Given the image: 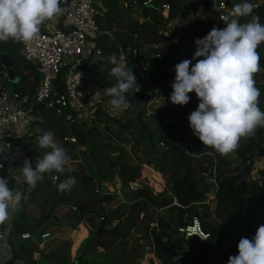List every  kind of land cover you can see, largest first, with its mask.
I'll use <instances>...</instances> for the list:
<instances>
[{"label":"trees","instance_id":"16d2710c","mask_svg":"<svg viewBox=\"0 0 264 264\" xmlns=\"http://www.w3.org/2000/svg\"><path fill=\"white\" fill-rule=\"evenodd\" d=\"M96 1L98 4H95L97 9L95 22L100 33L95 37L94 41L95 45L101 50V54L94 62L88 60L82 65L84 82L94 83L95 85L97 79L94 80L93 76H91L92 71L102 65L103 59L101 56L104 55L105 66L107 67L106 72L111 77L109 84L114 86L116 81L110 74L113 65L107 60V57L116 52V46L122 49L138 47V41L131 37L135 29L141 31L142 40L145 42L154 40L156 42H167L168 54L173 56L179 50L178 48L175 52L171 51L170 38L173 34L163 38V36L156 34V30L166 27L169 21L176 17L175 10L177 8L184 13V16H188L194 11L193 4H190V9L187 10V5H175L167 17L163 18L159 13V6L162 3H169L172 6V3L169 0H151L150 4L138 6L135 9L142 19L141 23L137 25L129 19V15H124L133 9L130 0ZM122 1L126 2L125 7L121 3ZM137 1L140 2L141 0ZM198 1L202 4L206 0ZM249 2H253V0H249ZM102 6H104V9ZM252 15L258 16L260 22L264 23V1L256 4ZM124 18L125 26L121 28L120 23L124 21ZM247 19L241 18L240 22L244 23ZM228 20L222 21L220 25L218 24L215 27L221 29L226 27L225 24ZM212 28L210 14L204 7L202 18L196 20L195 24L191 26L190 36L192 39L197 35L204 38ZM108 30L112 32L111 37L104 33V31ZM19 51L20 42H14L11 39L7 42H0V56L5 54L14 62L12 71L15 81L12 83V90L20 94L32 95L37 85L38 77L35 75L29 80L26 74L21 73L19 65L22 55ZM142 58L144 60V70H136L128 61L124 63L125 66L133 71L137 78V84L141 89L136 94L134 91H129L126 94L130 102V110L136 108L138 104H143L146 100L144 91L147 88V83L142 77H146L158 91H163V89L170 93L173 91L172 83L175 80V69L171 74L166 73L163 57L154 58L146 55L142 56ZM182 60L180 59L178 63ZM260 67L263 71V77L261 84L256 85V87L264 88V59L261 58ZM2 69L0 63V70ZM31 73L35 74L34 71ZM99 79L101 80L100 77ZM7 82L6 79L2 81L4 85ZM60 83L61 78L58 77L53 82L55 89H60ZM99 86L101 87L102 85ZM262 91L259 97V107L264 111V90ZM189 95L190 101L185 106H169L164 103L154 106L152 113L147 116V120H143V116H140L143 107L137 112L135 117L125 118V114L122 118L112 119L98 113L96 114V122L102 126L96 124L87 125L76 120L65 124L59 116L43 109V107H39L42 119L37 124L45 126L46 131H55L57 133L55 139L67 150L71 159L75 160L79 155L86 165V173H82L77 177L69 174L67 167H65L63 174L53 171L45 173L43 178L46 179L48 176L54 175L56 179L54 190L56 191L59 184L68 177H76L74 178L76 183L86 189L85 194L81 197L64 202V205L59 209V212H67V216L71 214V217L77 222L87 216L86 219L91 227L90 230L86 229L87 234L79 244L77 254L72 258L73 262L78 264H102L107 260L106 256L113 249L121 245L126 246V237L130 235L133 229H136L141 231L144 236H150L154 244V253L160 260V264H227L230 256L238 254L240 239L244 237L251 239L255 236L258 227L264 225V157L262 166L258 170L261 178L260 185L249 182L246 171L250 169V164L244 165L246 160L251 162L253 156H257L261 150H264V127L258 128L255 135L250 138H244L240 142L235 152L241 163L238 162L235 166H230L232 161L229 158L217 153L212 148L203 146L198 137L193 134L189 126L188 117L191 112L197 109L199 100L195 94L190 93ZM173 116H176L178 126L170 122ZM42 134H35L37 141ZM64 136H72L75 142L64 141L62 139ZM128 136L132 139V143L129 145V149L132 152H135L136 147H141L142 161L130 156L131 152L126 149L129 144ZM159 143L163 147L159 146ZM27 147L32 156V165L35 167L37 159L41 157L36 151L38 150V145L29 142ZM91 154L92 156L96 155L98 160L101 159L105 162L104 171L99 168L102 165L92 160ZM117 158L119 160L115 161ZM143 162L153 165L155 169L164 175L166 188L163 191L155 193L150 187L143 185L133 191H129L133 195L131 201L121 199L113 193L93 191L96 185L113 182H119L121 189L126 188V184L139 175V169ZM241 165L242 167L239 169ZM213 167L216 172L217 184L214 191L216 198L215 214L219 219L217 223H213L206 218V205L194 204L195 202H201L205 193L209 191L210 187L201 175L209 172ZM0 177H4L3 173H0ZM9 186H11V180H9ZM172 198L175 199L176 204H171ZM95 206H99L97 215L103 218L100 231H98V223H94L90 216L96 214ZM162 208H165L163 209V215L157 216L156 210ZM47 211L44 214V220H47L46 224L52 222L53 225H59L58 215L55 214L53 216L54 210L50 215H48ZM140 213L141 217L139 216ZM192 213L200 215L202 229L210 235L209 243L197 242L193 238L183 239L175 234L173 227L175 228L179 224L187 222ZM185 214L189 215L186 216ZM184 217H186L185 221L183 220ZM113 219L117 220L114 225H117V227L114 232H110V228L105 229L103 226L110 225ZM143 220H145L146 224L142 225L140 221ZM12 223H14L13 220ZM36 223H40V220L36 221ZM149 223L155 225L151 226ZM35 236L39 237L38 234H35ZM20 241L25 240L20 239ZM225 242L231 246L226 252L221 254L212 252L208 246V244H212L216 248ZM168 244L172 250L180 253L177 259L172 260L171 255L164 250ZM9 246L12 254L5 264H11L14 259L21 256L18 253L20 244L16 245L15 242H10ZM97 247H101L102 252L96 251ZM201 247L205 249V253L201 252ZM34 251L38 252L37 248ZM129 251L133 254L135 250L131 247ZM39 254V259L44 257L48 264H68L70 262L68 252L63 246L48 252V256H43L41 252ZM120 255L123 257L126 253L121 252ZM116 257H113V259ZM21 259L28 264L39 263L27 257H22ZM148 264H152V262Z\"/></svg>","mask_w":264,"mask_h":264},{"label":"clouds","instance_id":"9594fccd","mask_svg":"<svg viewBox=\"0 0 264 264\" xmlns=\"http://www.w3.org/2000/svg\"><path fill=\"white\" fill-rule=\"evenodd\" d=\"M255 7L249 0L237 3L226 27L214 26L204 38L195 40L192 60L196 62L185 59L175 66L170 102L185 106L190 101L189 94L195 93L199 104L188 117L189 126L203 146L221 155L234 153L242 139L252 137L258 128L264 127V111L259 107L261 90L254 79L261 71L257 49L264 44V23L252 15ZM67 11L61 7V0H0V42H32L39 38L45 21ZM241 18L248 19L241 23ZM107 60L113 65L110 74L116 83L104 92L111 97L114 108L127 109L130 102L126 94L141 90L137 78L125 66L123 57L113 54ZM38 146L46 151L35 167L25 160L20 168L22 177H15L17 182L35 186L45 173L65 172L71 157L57 142L54 132L49 130L39 136ZM75 183L74 178L68 177L58 189L70 190ZM21 198L19 191L9 187V178L0 177V225L11 220ZM227 264H264V225L258 227L251 239H240L238 254L230 256Z\"/></svg>","mask_w":264,"mask_h":264},{"label":"built area","instance_id":"2783aa9c","mask_svg":"<svg viewBox=\"0 0 264 264\" xmlns=\"http://www.w3.org/2000/svg\"><path fill=\"white\" fill-rule=\"evenodd\" d=\"M151 0H131L132 5L145 6L150 4ZM96 0H61V7L68 11L60 18V28L51 31H40L38 39L27 44L20 43V52L23 61L29 65L38 77L37 85L32 93L20 94L13 90H8L2 83L6 78L4 70H0V173L4 177L12 179L14 174L22 177L20 168L23 167L25 160L32 159L27 144L29 140L25 138L32 123L37 124L41 121L42 115L39 107L59 116L63 123L71 121L84 122L87 125L96 124V114L101 113L109 118H122L129 110L116 109L110 104L111 97L107 96L104 89L94 83L84 82V73L82 65L85 61H94L97 59L101 50L95 45V37L100 33L95 22L97 9ZM126 6V2H121ZM255 6L257 3H253ZM233 5L229 0H216L210 17L214 14L217 21L222 22L225 17L232 19ZM159 13L166 18L171 11L170 4L162 3ZM188 17H192L191 14ZM88 32L92 35L89 37ZM157 35L166 36L163 28L156 30ZM135 38V36L133 37ZM195 44V41H193ZM118 48L117 57H123L124 63L129 64L136 70H144V60L142 56L150 55L154 58H162L163 43L155 42L152 44L141 45L138 47ZM61 78L60 89H55L53 82ZM147 83L144 91L146 100L143 103L146 110L161 103L169 106L170 92L158 91L155 89L146 77H142ZM152 113V112H151ZM22 120V121H21ZM23 123V125L20 124ZM170 122L178 126L176 116L170 119ZM16 128V129H14ZM129 145L132 139L128 136ZM64 141L75 142L72 136H64ZM161 147L163 145L159 143ZM214 167L205 174L206 183L209 185V191L205 193L201 202L194 204H204L207 206V216L213 223L219 222L215 214L216 198V177ZM27 190H32L34 186H29L21 182ZM143 185L150 187L155 193L161 192L166 188L164 175L151 164L141 163L139 175L126 184L128 191H133ZM12 187V184L11 186ZM103 206V204H101ZM74 209V208H72ZM103 218L99 215L98 220ZM201 217L198 213H192L184 224L176 226L175 234L183 239L193 238L197 242L209 243L210 235L204 231L201 226ZM155 225V224H153ZM48 236V232L39 235V239ZM137 237V234L134 235ZM20 239H27L29 233L23 231L18 233ZM4 232L0 225V248L4 240ZM151 246V245H149ZM149 246L144 249L148 250ZM153 246V245H152ZM151 246V247H152ZM230 248L229 243H221L215 251L221 254ZM72 264H78L73 262Z\"/></svg>","mask_w":264,"mask_h":264},{"label":"crops","instance_id":"0c3cea01","mask_svg":"<svg viewBox=\"0 0 264 264\" xmlns=\"http://www.w3.org/2000/svg\"><path fill=\"white\" fill-rule=\"evenodd\" d=\"M130 2H131V0H130ZM235 3H238V0H236ZM186 5H187L186 2H184L182 6H186ZM102 8L104 9V6H102ZM187 9H190L189 5H187L186 10ZM203 12H204V6L202 3V4H200V10H199V14H198V16L200 18H198V20H200L202 18ZM193 13L194 12H192L190 14L192 15ZM124 15L127 16L129 14L125 13ZM141 21H142V19L140 18L138 25L141 23ZM170 22L166 25V27L170 24ZM210 22H211V17H210ZM220 24H221V22L219 23V25ZM120 25H121V28H123L125 26V18H124V21H121ZM60 26H61L60 18L57 17V18H54L52 20L45 21V23L41 26V31H51V30H54L56 28H60ZM191 26H192L191 24L188 26L189 36H190ZM166 27H164V28H166ZM116 30H118V29L116 28ZM122 30H124V29H122ZM104 33H106L107 36H109V37L112 36V32L110 30L104 31ZM140 34H141V31L139 29H135L131 34L132 38L135 36L134 39H136L138 41L139 46L146 45V44H152V43L156 42V40L150 41V42H145L142 40V37L140 36ZM170 34H173V33L166 34V36H163V38H167ZM160 36H162V35H160ZM189 36H188V39H189ZM196 39H202V38L198 37V35H197V36H195L194 39H192V41H195ZM170 41H171V43H172V41L174 42L173 36L170 38ZM162 43L164 46V45H166L167 42L162 41ZM117 47H119V46H116V52H115L116 56L118 55V48ZM260 47H264V44H261L258 47V49ZM176 49H178V47L174 48V46H173L171 48V51L175 52ZM20 54H21V52H20ZM182 55H181L182 56L181 59H185L184 53ZM178 61H177V63H178ZM90 62H92V61H90ZM177 63H176V65H177ZM13 64H14V62H13ZM1 67L3 68L2 70H4L6 73V70L2 66V64H1ZM19 68L21 70V73L26 74L29 80L33 76L36 75V74L31 73V72H33V70L30 68L29 65L25 64V62L23 61V58L21 59ZM174 69H175V67H174ZM256 75H257L255 78L256 85H260L261 81H262V77L259 76V73H257ZM5 79L7 80V73H6ZM103 89H105V88H103ZM35 125H36V127L38 126V124H35ZM39 133H41V132L38 131V128H35L34 131H31V129L29 127L28 134L25 136V138L27 140H29V142H33V143L38 145V141L35 137V134H39ZM36 151L40 155L41 148L38 146V150H36ZM256 157H257L256 159L255 158L251 159V161L255 162L254 166H251L252 162H249V160H246L244 165L250 164V169L248 171H246V176H247V179L249 180V182L250 183H256L257 185H260L261 178L258 174V170L261 168L263 161L261 160V158H258V155ZM231 159H234L235 165L238 162L241 163L236 152H234L232 154ZM241 167H242V165L239 166V169H241ZM10 174L13 176L12 179H9V180H11L12 188H14L16 191H19L22 195V198L19 202L18 208L13 212L11 220L9 222H7L5 225H1L5 238L2 241L1 248H0V264H5L9 260V258L11 257L12 253H11L10 246H9L10 242H15L16 245L20 244L19 252L18 251L17 252L21 256L18 257L19 260L16 261V264H28L27 262H25L24 260L21 259L22 257L30 258L33 261H38L39 262L38 264H48L45 261L44 257H41L42 259H39V255H40L39 252H41V254H43V256H45V255L48 256L47 255L48 252L54 250L55 248H57L59 246H63V234H64L63 231L67 230V228H70L71 226H74L73 230L71 231V234L73 235L72 245H71V243L68 244L67 249H66V251L68 252L69 260H70V262L68 264H71L73 262L72 258L74 257V255L77 254L79 244L81 243L82 239L87 234L86 229L90 230L91 227L88 224V220L86 219L87 216H85L79 222H77L74 218L71 217V214L69 216H67L66 215L67 212H59V209H61V206L64 205V202H69L73 198L81 197L83 194H85V192L83 191L85 189V187L75 183V185L72 187L71 191H69V190L62 191V193H63V195H62L61 192H59L60 190L58 189V187H57V191L54 190L55 185L48 181V177H49L48 176L46 179H42L41 181L37 182V184L34 186V188L32 190H27L23 186V184H21V182H17V180L15 179V177H20L19 175L14 174L13 171H10ZM120 188L121 187H120L119 182H113V184L109 183V184H104V185H96L95 189H93V190L99 191V192L113 193V194L117 195L118 197H120V190H121ZM75 191H77L76 194H74ZM54 193H56V195H54ZM67 194H70L71 197L66 198V200L61 199V196H64V195L66 196ZM171 204H176L174 198H172ZM48 206H50V207H48ZM98 207L99 206H97L95 208L96 214H93V215L89 214V215L91 216V220L94 223L99 224L100 222H102V220H100V222H98L99 221L98 220L99 215H97L98 214V212H97ZM48 208H51L52 210H54L53 216L56 214V215H58L59 220L64 219L65 220L64 222L66 223V225H64L65 224L64 222H63L64 224L58 223L59 225H53L52 222H49L50 224L49 223L46 224L47 220H44V214ZM163 209H165V208H162L161 210H163ZM162 213H163V211H162ZM63 214H64V216H63ZM12 220L14 221V223H12ZM38 220H40V223H36V221H38ZM183 220L185 221L186 217H184ZM81 223H84V225H82ZM116 223H117V220L113 219V220H111L110 225H108V226L105 225L103 227L105 229H107V228L112 229ZM153 223H149V224L152 226ZM24 225H27V226L24 227ZM17 228H18V230H20L22 232L25 231V232L29 233V237L27 239H24L25 241H20V238L17 237V234H18V232H16ZM20 228H22V229H20ZM54 229H56V230L54 231ZM135 230L133 229L130 232V235L126 237L127 244H129L130 242H133L135 244V253L132 254V259L128 262H126V260L125 261L120 260V261H118L117 264H136V263L138 264V261L136 259L139 256L141 258V260L139 261L140 264H148L149 262H152V264H160V260L158 259V257L154 253V244H153L150 236H148V237H146L144 235L140 236V234H139L140 231H137V230L135 231ZM43 232H48V236L43 238V239H39V237L35 236V234L36 235L38 234V236H39ZM135 234H137V237L134 236ZM21 240H23V239H21ZM162 240H164V239H162ZM134 244H133V246H134ZM149 245H151V246L153 245V246L151 247ZM146 246H149L148 250L144 249ZM208 246L210 249H211V247H213L212 244L211 245L208 244ZM36 248H37L38 252L34 251ZM64 249H65V247H64ZM215 249L216 248L213 247V249H211V251L216 253L217 251H215ZM25 251H27V252L25 253ZM96 251L102 252V250L98 247L96 248ZM173 251L177 252L176 250H173ZM179 256H180V253H179ZM113 257H116V256L107 255L106 256L107 260L104 261L102 264H114V263H116L115 260L118 257H116L115 259H113ZM172 260H174V259H172ZM98 261H100V260H98Z\"/></svg>","mask_w":264,"mask_h":264},{"label":"rangeland","instance_id":"374dc122","mask_svg":"<svg viewBox=\"0 0 264 264\" xmlns=\"http://www.w3.org/2000/svg\"><path fill=\"white\" fill-rule=\"evenodd\" d=\"M119 1V0H118ZM170 1V3H172V6H175V5H178V6H182L183 5V3L184 2H186V4L187 5H190V4H193V6H194V13L192 14V17H188V16H184L183 14L184 13H182V11L181 10H179L178 8L175 10V12H176V17L175 18H173V19H171L169 22H170V24L166 27V28H163L164 29V34H169V33H173V39H174V42L172 41V43H171V48L174 46V48H179V50H182V51H184V58L185 59H188V60H192V57H193V55H194V53H195V51H191V50H189L188 49V45H187V43H188V36H189V29H188V26L191 24V25H193V24H195V22H196V20H198V18H200L199 16H198V14H199V10H200V3H199V1L198 0H169ZM264 0H253V2H250V3H260V2H263ZM215 2H216V0H206L204 3H203V6L205 7V9L210 13L212 10H213V5L215 4ZM235 2H236V0H230V3L232 4V5H234L235 4ZM242 2V0H238V3H241ZM169 4V3H168ZM137 7H138V5H133V9L132 10H129L128 11V13H129V19L132 21V22H135L137 25H138V23H139V21H140V17L138 16V14H137V12L135 11V9H137ZM125 9V8H124ZM190 19V20H189ZM92 35V33L91 32H88V36L90 37ZM140 36H141V34H140ZM189 38H192L191 36H189ZM263 50V51H262ZM257 51L259 52V54H260V58L261 59H264V47H260L259 49H257ZM115 55H116V53H114ZM183 56V55H182ZM182 56L179 58V59H181L182 58ZM1 57V56H0ZM104 57V58H103ZM8 58V57H7ZM101 58L103 59V61H102V65H100L97 69H95V70H93L92 71V75L91 76H93V79L95 80V79H97L96 80V85L98 86V87H100L99 85H102L100 88H107V87H111L110 85L111 84H109L110 83V81H111V77L107 74V72H106V70H107V67L105 66V64H106V61H105V56L104 55H102L101 56ZM9 59V58H8ZM185 59H183V60H185ZM10 60V59H9ZM196 61L195 60H192V63L194 64ZM190 67H191V65H190ZM259 73V76L260 77H263V71H262V69H261V71L260 72H258ZM261 73H262V75H261ZM99 77L101 78V80L99 79ZM262 82V81H261ZM12 83L13 82H7L5 85L7 86V88H8V90H12ZM99 85H98V84ZM163 91H167V90H165V89H163ZM167 92H169V91H167ZM192 94H195V93H192ZM142 106H143V104H138L137 106H136V108H133V109H129L128 110V112L126 113V115L124 116L125 118H127V117H135V115L137 114V112L140 110V109H142ZM152 109H153V107H152ZM151 110H146L145 109V105H144V109L142 110V112L140 113V116L143 118V120H147V116L148 115H150L151 114ZM22 121V120H21ZM20 124L21 125H23V123H21L20 122ZM35 128H38V131L39 132H41V133H44V132H46V127L45 126H43V125H38L37 127H36V125L34 124V123H32L31 124V126H30V129H31V131H34L35 130ZM14 129H16V128H14ZM52 132H54V134H55V136H56V132L55 131H52ZM160 146V145H159ZM141 148V147H140ZM139 147H136V150H135V152H132L130 149H129V147L127 146L126 147V149H128L130 152H131V155L130 156H134V157H136V158H138V160H140V161H142V158H143V156H142V153H141V149H140ZM46 150H43V149H41V153H40V155H41V157L43 156V154H44V152H45ZM113 154V153H112ZM232 154L233 153H231V154H228V155H225L227 158H229L231 161H232V164L230 165V166H235V163H234V159H231L232 158ZM91 156V158H92V160L94 161L95 160V162L96 163H98L99 165H102V166H100L99 168L101 169V170H105V162L104 161H102L101 159L100 160H98V157L96 156V155H93L92 156V154L90 155ZM256 156V155H255ZM255 156H253V158H257V157H255ZM81 156H77L76 158H75V160H72V159H70V162H69V164L68 165H66V167H67V172L69 173V174H72V175H74V176H79L80 174H82V173H86V165H85V162L82 160V158H80ZM121 159V158H120ZM123 159V158H122ZM119 160V158H117V159H115V161H118ZM261 160L263 161V158H261ZM76 161V162H75ZM74 162V163H73ZM252 163H251V166H254V164H255V162L254 161H251ZM73 163V164H72ZM201 176H203L202 178H204V181H206V177H207V174H203V175H201ZM76 177H74V178H76ZM73 178V177H72ZM48 181L49 182H51L52 184H56V179H55V176L53 175V176H49L48 177ZM75 181H76V179H75ZM111 184H113V183H111ZM72 189V188H71ZM71 189L69 190V191H71ZM121 189V188H120ZM84 192H86V189H84L83 190ZM59 192H61V194L63 195V193H62V191H59ZM77 193V191H75L74 192V194H76ZM71 197V195L70 194H67L66 196L64 195V196H61V199H66V198H70ZM120 197H121V199H125L126 201H131L132 199H133V195H132V193L131 192H129L128 190H127V188H124V189H121L120 190ZM48 207H50V206H48ZM48 211H47V213H48V215H50V213L52 214V209L51 208H48L47 209ZM162 211L163 210H161V209H157L156 210V214H157V216H160V215H163L162 214ZM186 215V214H185ZM189 214H187L186 216H188ZM140 217H141V213H140V215H139ZM52 219H53V217H52ZM145 220H143V221H140L141 222V224L143 225V224H146V222H144ZM58 222H59V220H58ZM65 223V222H64ZM63 223V224H64ZM82 225H84V223H81ZM64 225H66V223L64 224ZM73 228H74V226H71L70 228H67V230H65V231H63V246L65 247V250L67 249V246H68V244H70L71 243V245H72V241H73V235L71 234V231L73 230ZM56 229H54V231H55ZM173 230H174V227H173ZM136 231V230H135ZM139 234H140V236H143V233L140 231L139 232ZM129 236V235H128ZM178 241V240H177ZM179 242V241H178ZM133 242H130L129 244H127L126 243V246H119L118 248H116V249H113L110 253H109V255H113V256H118V258H116V263H114V264H117L118 263V261H120V260H122V261H125L126 260V262H128V261H130L131 259H132V253L129 251V248H131V247H133L134 248V250H135V244H134V246H133ZM98 248H100L101 250H102V248L101 247H98ZM70 251V250H69ZM121 252H125L126 253V255L125 256H121L120 254H121ZM201 252L202 253H205V249L203 248V247H201ZM70 253V252H69ZM134 253H135V251H134ZM17 260H19V258H16V259H14L12 262H11V264H16V261ZM137 261H138V264H140L139 263V261L141 260V258H140V256L139 257H137V259H136ZM136 261V262H137Z\"/></svg>","mask_w":264,"mask_h":264},{"label":"water","instance_id":"95a60500","mask_svg":"<svg viewBox=\"0 0 264 264\" xmlns=\"http://www.w3.org/2000/svg\"><path fill=\"white\" fill-rule=\"evenodd\" d=\"M173 7H174V6H172L171 9H173ZM219 23H220V22L217 21L216 16L213 14V15L211 16V24H212L213 26H216V25L219 24ZM187 45H188V49H189V50H191V51H195V50H196V46H195V44L193 43L192 38H189V39H188V43H187ZM183 53H184V51H182V50H178L173 56H170V55L168 54V51H167V46H166V45L163 46V55H164V56H163V60H164L165 68H166V73L171 74V73L173 72L174 67H175L177 61L179 60V58L181 57V55H182ZM0 62H1V64H2V66H3V67L5 68V70H6V73H7V81H8V82H14V81H15V76H14V73H13V71H12L13 61H12V60H9V59L7 58V56H6L5 54H3V55H1V57H0ZM259 88H260V90H264L263 87H259ZM262 157H264V150H261V151L258 153V158H262ZM93 191H94V190H93ZM64 221H65L64 219H63V220H59L58 223H59V224H60V223L62 224ZM122 223H123V222H122ZM116 227H117V226H114V227H113L112 229H110L109 231H110V232H114V230L116 229ZM101 228H102V222H100V223L98 224V231H100ZM20 229H22V228H20ZM16 232H18V233H22V231L18 230V228H17ZM16 234H17V233H16ZM211 249H213V247H211ZM164 250L167 251V252L171 255L172 259H176V258L179 257V253L173 251V250L170 248V245H167V246L164 248Z\"/></svg>","mask_w":264,"mask_h":264}]
</instances>
